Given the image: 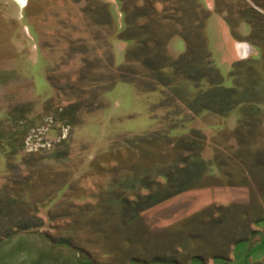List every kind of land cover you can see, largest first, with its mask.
I'll return each mask as SVG.
<instances>
[{
	"label": "rangeland",
	"instance_id": "obj_1",
	"mask_svg": "<svg viewBox=\"0 0 264 264\" xmlns=\"http://www.w3.org/2000/svg\"><path fill=\"white\" fill-rule=\"evenodd\" d=\"M109 1L0 0V264H264V0Z\"/></svg>",
	"mask_w": 264,
	"mask_h": 264
},
{
	"label": "trees",
	"instance_id": "obj_2",
	"mask_svg": "<svg viewBox=\"0 0 264 264\" xmlns=\"http://www.w3.org/2000/svg\"><path fill=\"white\" fill-rule=\"evenodd\" d=\"M193 48L189 49V54H191L190 56H188L186 59L184 58L183 60L180 61L177 60L175 63H173V68L179 72L182 69L186 70L187 67H189L190 65H192V60H190V58L193 56ZM187 56V55H186ZM189 59V60H188ZM189 73V77H193V73L190 71ZM199 72H197V75L195 76L197 78ZM194 78V77H193ZM221 90L220 86L217 85L215 92H211L210 94V101L208 106H205L203 108H201V110H206V109H211L214 112H217L219 106L223 107L224 109L226 108V106H229V108H232L233 103L232 101H226L223 100L221 105H218V103H221V97H218V91L217 90ZM149 90H155V88L152 89H148ZM217 91V92H216ZM217 102V104H216ZM222 109V110H224ZM221 110V111H222ZM200 112V111H199ZM66 125H63L62 128L63 129H67ZM198 139V137H197ZM64 140V139H61ZM59 140V142L61 141ZM56 145V143H55ZM200 146V143L197 144V148ZM27 146L25 147V152H27ZM191 161L186 164V160H181L179 163V166L176 167V165L174 163L168 165V169H162V171L157 173V176L159 178V180L157 179V181H154L152 183H150V185H146L144 184L142 186V188L146 189L148 191V193L146 195H144V198L137 200V204H140L142 207V210L144 209H149L152 208L186 190H189L191 188H194L197 183H195L193 181V179L191 177H193L194 175H202L203 172L205 170H207L211 165V162H208L202 158L199 157V155L194 154L190 157ZM175 165V166H174ZM187 165V167H185ZM187 168V169H186ZM194 169V171H193ZM134 184V183H133ZM153 186V187H152ZM153 188V189H151ZM264 219V218H262ZM260 219V220H262ZM29 226H24V224H17L14 225V227L12 229H10V231L5 232L4 234L0 231V238H5L6 236H10L16 232H19L20 230H25L29 229ZM38 226V225H37ZM172 259L175 261H178L175 258H171L168 256H158L155 257V259Z\"/></svg>",
	"mask_w": 264,
	"mask_h": 264
},
{
	"label": "flooded vegetation",
	"instance_id": "obj_3",
	"mask_svg": "<svg viewBox=\"0 0 264 264\" xmlns=\"http://www.w3.org/2000/svg\"><path fill=\"white\" fill-rule=\"evenodd\" d=\"M22 2H27V0H21ZM118 0H113V1H109V3H115L117 2ZM253 5V3H251ZM254 6V5H253ZM255 7H258V10H262L263 7H261L260 5L259 6H254ZM247 23V22H246ZM229 25V24H228ZM231 27V25H230ZM247 27V26H246ZM247 29L249 30L250 29V25L248 24V27ZM233 37H235V35L233 34ZM242 50H243V54L246 56V59H249V57H254V56H258L259 53L261 52L259 47L254 44L251 40H242ZM244 56V57H245ZM246 59H239V60H236V61H242V60H246ZM235 61V62H236Z\"/></svg>",
	"mask_w": 264,
	"mask_h": 264
},
{
	"label": "built area",
	"instance_id": "obj_4",
	"mask_svg": "<svg viewBox=\"0 0 264 264\" xmlns=\"http://www.w3.org/2000/svg\"><path fill=\"white\" fill-rule=\"evenodd\" d=\"M66 131V130H65ZM65 136V135H64ZM27 143H28V141H27Z\"/></svg>",
	"mask_w": 264,
	"mask_h": 264
}]
</instances>
